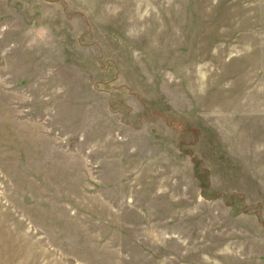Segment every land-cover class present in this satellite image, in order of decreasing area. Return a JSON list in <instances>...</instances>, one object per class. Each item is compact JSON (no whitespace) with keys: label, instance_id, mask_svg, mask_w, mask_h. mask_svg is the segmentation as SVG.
Here are the masks:
<instances>
[{"label":"rangeland","instance_id":"374dc122","mask_svg":"<svg viewBox=\"0 0 264 264\" xmlns=\"http://www.w3.org/2000/svg\"><path fill=\"white\" fill-rule=\"evenodd\" d=\"M0 264H264V0H0Z\"/></svg>","mask_w":264,"mask_h":264}]
</instances>
